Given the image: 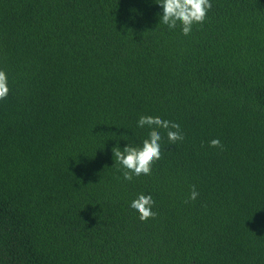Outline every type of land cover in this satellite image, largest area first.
<instances>
[{
	"label": "trees",
	"instance_id": "trees-1",
	"mask_svg": "<svg viewBox=\"0 0 264 264\" xmlns=\"http://www.w3.org/2000/svg\"><path fill=\"white\" fill-rule=\"evenodd\" d=\"M156 2L0 0V264H264V0H210L187 36ZM140 116L184 140L158 129L126 181Z\"/></svg>",
	"mask_w": 264,
	"mask_h": 264
},
{
	"label": "clouds",
	"instance_id": "clouds-1",
	"mask_svg": "<svg viewBox=\"0 0 264 264\" xmlns=\"http://www.w3.org/2000/svg\"><path fill=\"white\" fill-rule=\"evenodd\" d=\"M156 3L162 7L160 22L169 30L175 29L179 23L182 34L185 36L191 34L193 25L204 23L208 11L212 8L210 0H157ZM9 91L8 76L5 71L0 70V101L7 99ZM137 126L139 128L147 126L150 129L148 138L143 141L142 147L129 144L123 150L118 146L112 149L115 163L121 166L123 178L126 181H131L133 177L141 175L150 176L152 165L161 159L160 141L162 137L158 129L166 131L169 145H175L178 141L184 140L179 123L161 119L159 116H140ZM209 147L223 150L219 139H212ZM198 196L199 192L193 186L185 203L195 201ZM154 204L155 201L151 195L140 194L131 202L130 207L139 214L140 221L147 222L157 216V213L152 210Z\"/></svg>",
	"mask_w": 264,
	"mask_h": 264
}]
</instances>
